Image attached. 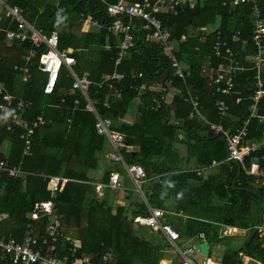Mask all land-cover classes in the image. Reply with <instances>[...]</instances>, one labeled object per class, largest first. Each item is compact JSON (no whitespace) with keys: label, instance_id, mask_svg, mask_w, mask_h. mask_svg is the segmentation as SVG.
I'll return each instance as SVG.
<instances>
[{"label":"trees","instance_id":"trees-1","mask_svg":"<svg viewBox=\"0 0 264 264\" xmlns=\"http://www.w3.org/2000/svg\"><path fill=\"white\" fill-rule=\"evenodd\" d=\"M55 1L10 0L12 5L23 10L29 21L35 22L47 34L58 31L60 50H75L76 72L79 75L87 73L92 81L90 95L97 103V111L111 118L115 128L125 134L126 143L137 148L135 152L124 150L122 155L127 165H140L145 169L147 181L142 190L146 201L136 191L127 192L129 199L126 201V196L125 201L128 205H110L106 196L96 199L95 187L91 183H108L111 172L119 168V164L109 161L106 156L112 150L107 139L95 132L94 116L82 109L84 103L76 107L78 93H68L71 80L64 74L53 95L44 93V79L36 73V67L31 82H22L21 74L14 67L22 64L30 45L8 44L5 32L13 27H8L4 21L0 22V77L12 95L29 104L31 116L41 115L46 123L35 131L31 155L23 153L21 135L25 131L20 126L9 131L0 123V161L7 162L8 167L21 165L25 172L18 178L10 177L8 173L0 177V215H8L7 219L0 221V236L21 240L28 233L46 234V220L33 221L30 218L35 204L46 200H53L62 218L64 236L81 242V248L73 256L68 249H62V240L59 241V256H68L69 264L82 257L101 264L103 257L110 252V264H162L165 247L153 245L141 234L142 227L133 222L134 216L148 214L149 207L167 212L183 211L189 224L181 230L174 228L180 237L182 234L193 238L204 234L211 247L218 241L216 231L221 224L248 228L253 202L263 203L259 195L237 187L255 189L250 183L254 179L242 171L233 187L239 169L234 162L225 161L228 153L224 138L214 134L198 117L190 119L191 104L186 98L190 91L197 97L206 119L221 124L230 133L241 129L250 117L255 71L236 75L235 87L228 94L218 92L224 83L216 85L215 78L218 67L225 60L215 56L213 48L216 43H225L239 53L238 58L243 63L246 57L255 53L251 7L224 5L225 0H198L195 9L180 11L178 15H160L164 28L171 33V41L178 43V59L188 65L185 79H181L174 75L175 69L169 58L162 54L161 46L145 42L139 32L135 48L116 67L122 37L108 33L104 26L83 30L80 22V16L84 14L102 25L107 24L105 5L98 0H60L61 8H66L62 13L53 5ZM117 1L108 0L109 3ZM259 3L264 17V0ZM210 10L221 16L219 29L208 36L201 32L191 34V31L208 25ZM183 35L189 39L180 43ZM244 42L248 43L246 50H243ZM115 71L124 73L126 80L117 85L120 96L109 98L110 107H105L110 90L107 86L99 87V83ZM140 71L146 78L138 82L132 75ZM163 79L172 81V87L177 90L170 104L157 102L156 98L159 100L160 97L155 98L147 92L138 93L133 88L134 84L137 86L147 80ZM220 101H224L228 108L223 116L217 106ZM129 114L133 120L127 122ZM258 114L264 116V99L258 105ZM165 121H168L167 125ZM263 136L264 122L252 118L249 139L257 141ZM6 143H10L8 149ZM178 145L186 148V154L181 153ZM254 157H258L264 167V150L253 154L246 163L250 164ZM213 161L221 163L218 170L207 178L199 177L197 169L208 167ZM42 174L63 176L72 181L65 185L62 193L52 198L47 181L40 176ZM256 190L264 196V187ZM256 242L260 245L258 234L245 245V249L250 253ZM237 254L231 255L236 264ZM177 260L173 258L170 264H176Z\"/></svg>","mask_w":264,"mask_h":264},{"label":"built area","instance_id":"built-area-1","mask_svg":"<svg viewBox=\"0 0 264 264\" xmlns=\"http://www.w3.org/2000/svg\"><path fill=\"white\" fill-rule=\"evenodd\" d=\"M106 7V16L108 23L102 25L101 22L93 19L92 16L81 14L80 22L86 27V31L102 28L103 26L108 33L116 34L122 37L119 46L115 66L121 65L122 61L128 55L129 51L135 48L136 42L141 33L145 42L157 43L161 46V52L169 58L172 67L175 69L174 75L185 79L184 71L181 63L176 55V42L171 41V33L165 29L160 19L162 14L178 15L180 11L186 9H195L198 0H141L138 2H127L126 0H118L109 3L108 0H98ZM232 5L238 7L241 5H249L252 9L254 20L252 43L256 48L253 56V67L251 70L256 72L255 91L252 96L253 104L251 105L250 117L243 123V127L236 133H229L221 124L210 122L203 114V109L197 97H194L189 91L186 98L191 104L190 119L198 117L205 121L210 130L221 135L226 142L228 153L227 161L238 163L243 171L251 176L256 177L258 181L264 184V167L258 159L254 160L249 166H245V160L252 154L260 150H264V136L259 142L248 141V125L250 119L258 118L264 121V116L258 115V104L264 99V17L260 7L259 0H225L224 5ZM55 7L62 13L66 8H61L60 3H56ZM6 22L8 27L13 28L6 31V42L10 45L19 47L28 43L29 48L23 56L22 64L14 67L21 74L23 83H30L35 73L33 68L36 67V73L45 77L43 91L47 95H53L60 84L62 75L71 80V88L68 93H78L75 100L76 107L84 103L83 110L93 114L95 122L94 129L97 135L107 139L111 146V152L108 157L117 163H121L129 179L135 184L136 191L145 199L142 190L143 184L147 181L146 171L140 165H127L123 158L124 150L131 151L133 146L126 143V136L115 128L114 121L109 117L99 114L96 108V101L90 95L92 81L87 73L79 75L76 72L77 60L74 56L75 50L72 48L60 50V35L58 31H52L47 34L44 29L39 28L35 22L29 21L23 13V10L12 5L10 0H0V22ZM15 26V28H14ZM206 31V27L204 28ZM1 31V29H0ZM216 32V31H214ZM213 32V33H214ZM140 36V37H141ZM188 41V37L183 35L180 43ZM247 43V42H245ZM214 55L224 58L225 63L221 64L217 69L215 84L224 83V87L218 88V92L228 94L234 87V79L241 72L250 70L249 67L241 63L237 57V52L233 51L225 43H216L214 46ZM134 80H143L146 78L144 72L140 71L132 75ZM126 80V75L115 71L113 74L106 75L103 81L99 83V87L107 86L110 90L109 97L105 101L104 106L110 107L111 97H119V86ZM137 82V83H138ZM172 87L170 80H147L143 83L134 84V90L138 93H150L156 97H160L155 101L167 102L166 94ZM62 98L61 102L64 103ZM220 115H224L228 108L224 101L218 103ZM27 104L22 98L12 95L0 77V123L4 124L9 131L15 126H20L25 133L21 135L24 140V155H31L33 146V136L37 128L45 125L46 120L43 116H31ZM68 122H71L69 120ZM264 159V158H263ZM213 162V166L216 165ZM212 167V166H211ZM206 168L197 169L198 175H202ZM3 173L8 176L18 178L24 175V171L19 166L8 167L7 162L0 161V177ZM48 183V190L52 198L62 193L65 185L72 181L63 176H47L40 175ZM124 177L119 171H113L110 174L108 183H94L96 199H103L106 190L121 192L125 190ZM8 215H0V221L7 219ZM166 212L160 208L149 207V213L138 214L133 217V222L139 226H146L153 231L160 232L178 255V264H213L210 259L204 258L201 263H197L192 255L199 253V244L205 242L204 234L197 237V242L181 246L179 233L168 223L165 222ZM30 218L33 221L46 220L48 223L47 233L38 236V234L28 233L21 240L13 237L0 236V263L2 264H69L68 256H59V241L62 240V249L74 256L81 248L80 240L73 239L63 234L62 218L57 212L53 200L41 201L35 204ZM261 238L264 239V226L259 228ZM64 239V242H63ZM112 255L107 253L101 264H110ZM74 264H98L89 257L77 259ZM264 264V261L258 263Z\"/></svg>","mask_w":264,"mask_h":264},{"label":"crops","instance_id":"crops-1","mask_svg":"<svg viewBox=\"0 0 264 264\" xmlns=\"http://www.w3.org/2000/svg\"><path fill=\"white\" fill-rule=\"evenodd\" d=\"M56 3H60V0H57V1L53 2V5L55 6ZM207 20H208V25L205 26L206 27V31L204 30V28H205L204 27L203 29H200V30L197 29V30L191 31V34H199L201 32L203 35L208 36V35L212 34L214 31H216V30L219 29V27L221 25V20L222 19H221V16H218L215 11L213 12L212 10H210L209 13H208ZM187 37L189 39V36H187ZM177 44H176V48L178 50V45ZM247 44L248 43H245V42L243 43V46H244L243 47V50H246L247 49ZM238 54L239 53H237V57H238ZM253 56H254V54H251V55H249L248 57L245 58V62L244 63L241 62L244 65H246L247 67H249L250 70L253 67ZM180 63H181V67H182V69L184 71V74H185L186 73L185 71H188V65L186 63H184V62H181V61H180ZM183 65H184V68H183ZM207 65H209V64H207ZM251 71H254V70H251ZM255 74H256V72H255ZM263 78H264V68H263ZM43 79H44V83H45V77H43ZM255 81H256V76H255ZM171 92H173L174 94L171 95ZM176 93H177V90L175 88H173V87H171L168 90V92H167V94L165 96L166 101H167L166 102L167 104H170L173 101L174 95ZM252 104H253V101H252ZM250 111H251V109H250ZM132 120H133V117H132V115L129 114L128 115V118L126 119V121L129 122V121H132ZM262 122H264V121H262ZM223 128H224V126H223ZM226 131H228V130H226ZM228 132L230 133V131H228ZM248 133H249V125H248ZM261 139H259V140L256 141V140H250L249 137H248V141H250V142H256V143L259 142V141H261ZM110 148H111V146H110ZM131 151L135 152V151H137V148L133 146V150H131ZM109 153L106 156L109 159V161H113L112 159H110L108 157ZM256 159H258V157H254V159L251 160L250 164L254 160H256ZM246 160H245V163L244 164H245V166H249L250 164H247L246 163ZM225 161L226 162H230V161H227V158H226ZM258 161H259V159H258ZM113 162L114 163H117L115 161H113ZM213 162H216L217 164L213 166L212 165ZM213 162L208 167H202V168H206V170L203 171L202 175H200V176L198 175V176L199 177L207 178L210 175H212L213 173H215V171L218 170V166L221 163L220 162H217V161H213ZM234 163L236 164V162H234ZM122 167H123V165H122ZM116 170L119 171V169H116ZM242 171H243V169L241 168V172ZM119 172H121V171H119ZM121 174H122V172H121ZM246 175L254 179V182H250V183H251V185L255 189H250V188L244 187V186H238L237 189L238 190H245V191H248V192H252L253 194L259 195V197L261 198L263 204L260 205L259 202H253V208H252L251 213H250V216L248 218V224L249 225H248V228H246V229H242V228H238V227H233V226H229V225H224V224H221L220 225V229H218L216 231V237H217L218 241L217 242H214V245H212V247L210 245L209 254H208V259H210L211 263H213V264H224V260H225V264H236L235 257L234 256H231V255H233V253H238L237 254V256H238L237 264H258V263L264 261V239L261 238L260 230H259V228L261 226H264V212H263L264 211L263 210L264 209V201L262 199V197L264 198V196H262L256 190V189H259L261 187H264V184H263L262 181H258L256 179V177L251 176V175H248V174H246ZM123 177H124V180H125V175H123ZM238 179L237 180L235 179V181L233 183V187L235 186V184L238 181ZM94 183H103V182L97 181V182H94ZM94 183H91V184L93 185ZM124 186H125V184H124ZM134 190H135V188H134ZM130 191H131V189L126 188V186H125V190L124 191H121V192L111 191V190L108 189V191L105 192L106 195H104V197L105 196H108V200L107 201H108V203L110 205H115L117 203L118 204H123V205L124 204L125 205H128V202H126V201H128L129 196L126 195V194H127V192H130ZM126 196H127V200L125 201ZM140 197H141V195H140ZM142 199L146 201V197H145V199L144 198H142ZM260 206H262V208H259ZM165 212H166L165 222L168 223V224H170L176 230H181L187 224H189L188 223L189 218H188L187 215H185L183 213V211L176 212V210H172L170 212H167V211H165ZM257 228H258V230L256 232H254L255 229H257ZM256 234H258V241L260 242V245H257V242H256V244L252 248V251H250V253H249V251L245 249V245L249 244L251 242L253 236L256 235ZM204 238H205V235H204ZM225 238H240L243 241V246L242 247H237V248L223 246L224 244H222V242L224 241ZM189 241H194L193 243H195V242H197V237H194L193 238V237H189V236H187L185 234H182V236H181V244H183V245H181V246H186V245L192 244V243L186 244ZM205 242H207L206 241V238H205ZM220 250L222 252L218 254L219 255V258L218 259H214L213 256H214L215 251H220ZM209 256H210V258H209ZM226 257H228V259ZM172 259L173 258H171L170 256H167V252H166L165 259H164V261H162V264H170L171 261H172ZM176 264H178V260H177V263Z\"/></svg>","mask_w":264,"mask_h":264},{"label":"rangeland","instance_id":"rangeland-1","mask_svg":"<svg viewBox=\"0 0 264 264\" xmlns=\"http://www.w3.org/2000/svg\"><path fill=\"white\" fill-rule=\"evenodd\" d=\"M83 30H86V27L83 25ZM184 64V63H183ZM183 68H184V65H183ZM174 93L171 92V95H173ZM10 146V143H6L5 145V148H9ZM178 149H180L181 153L182 154H186V148L183 147V146H180L178 145ZM119 164V171L122 172L123 175H125V186L126 188L128 189H131V191L135 192L134 188H135V184L128 178L125 170H124V167H122L121 163H118ZM106 201L108 200V196L105 197ZM108 202V201H107ZM143 231H140L141 234L148 238L149 241L155 245V246H164L165 247V251L167 252V256H170L171 258H174V259H178V255H176V253L174 252L173 248L168 246L167 242H166V239L164 238V236L162 235V233L160 232H156V231H153L151 228L149 227H146V226H141ZM194 241H189L188 243L186 244H189V243H193ZM179 243L180 245H183L181 244V239L179 240ZM222 244H224L223 246H228V247H232V248H237V247H242L243 246V241L240 239V238H225L224 241L222 242ZM222 251H215L214 253V256L213 258L214 259H218L219 258V253H221ZM192 257L195 259V261L197 263H201L203 260H204V257L202 255H200L199 253H196L194 255H192Z\"/></svg>","mask_w":264,"mask_h":264},{"label":"water","instance_id":"water-1","mask_svg":"<svg viewBox=\"0 0 264 264\" xmlns=\"http://www.w3.org/2000/svg\"><path fill=\"white\" fill-rule=\"evenodd\" d=\"M165 125L168 124V121H165L164 123ZM238 165V168H239V171H238V175H237V178L236 180L239 178V176L241 175V166L236 163ZM263 201H264V198L262 197ZM264 210V209H263ZM264 212V211H263ZM261 226V225H260ZM258 230L255 229L254 232H256ZM209 249H210V244L208 242H203L201 244H199V250H200V254L204 257V258H208V254H209Z\"/></svg>","mask_w":264,"mask_h":264}]
</instances>
